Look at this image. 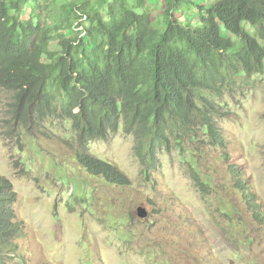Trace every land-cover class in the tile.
<instances>
[{
    "label": "trees",
    "instance_id": "trees-1",
    "mask_svg": "<svg viewBox=\"0 0 264 264\" xmlns=\"http://www.w3.org/2000/svg\"><path fill=\"white\" fill-rule=\"evenodd\" d=\"M146 1L0 0V88L11 94L12 119L71 121L80 165L112 184L130 181L89 151L91 141L106 140L123 122L147 169L179 134L201 131L226 155L215 99L239 78L245 84L264 73V0H160L158 16ZM186 15L196 22L186 25ZM197 185L204 191L207 183ZM11 189L0 176V262L17 254L25 235Z\"/></svg>",
    "mask_w": 264,
    "mask_h": 264
},
{
    "label": "rangeland",
    "instance_id": "rangeland-1",
    "mask_svg": "<svg viewBox=\"0 0 264 264\" xmlns=\"http://www.w3.org/2000/svg\"><path fill=\"white\" fill-rule=\"evenodd\" d=\"M32 5L24 7V21ZM146 9L158 16L161 1L147 0ZM195 22L186 15V25ZM246 80L215 99L226 155L201 131L179 134L147 169L123 122L106 140L91 141L89 151L118 167L127 185L80 165L71 121H14L11 94L0 88V176L25 225L17 254L0 264H264V73ZM199 181L207 183L204 191Z\"/></svg>",
    "mask_w": 264,
    "mask_h": 264
},
{
    "label": "water",
    "instance_id": "water-1",
    "mask_svg": "<svg viewBox=\"0 0 264 264\" xmlns=\"http://www.w3.org/2000/svg\"><path fill=\"white\" fill-rule=\"evenodd\" d=\"M139 212H140L139 215H140L141 218L147 217V212H146V210L144 208H140Z\"/></svg>",
    "mask_w": 264,
    "mask_h": 264
}]
</instances>
